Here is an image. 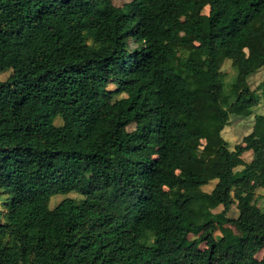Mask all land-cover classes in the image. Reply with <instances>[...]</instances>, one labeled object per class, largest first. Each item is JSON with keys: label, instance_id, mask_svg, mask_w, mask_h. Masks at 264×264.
I'll return each instance as SVG.
<instances>
[{"label": "trees", "instance_id": "16d2710c", "mask_svg": "<svg viewBox=\"0 0 264 264\" xmlns=\"http://www.w3.org/2000/svg\"><path fill=\"white\" fill-rule=\"evenodd\" d=\"M114 1L0 0V264H264V0Z\"/></svg>", "mask_w": 264, "mask_h": 264}, {"label": "rangeland", "instance_id": "374dc122", "mask_svg": "<svg viewBox=\"0 0 264 264\" xmlns=\"http://www.w3.org/2000/svg\"><path fill=\"white\" fill-rule=\"evenodd\" d=\"M132 0H115L114 4L117 7H122L124 4L131 2ZM181 55L186 59L190 53H191V49L189 47H184L181 49ZM234 74V70L232 69L231 66V61H227L225 63V66L223 68L222 71V78H224L226 81H229L232 76ZM11 75V73H6V74H1L0 75V82L6 81L9 76ZM263 77H264V71L263 70H259L257 71L255 74H253L250 79H249V85L251 87L252 90H256L260 84L263 81ZM112 87V86H111ZM259 96V106L250 110V111H244L242 112L240 115L238 116H232L231 117V121L229 126L225 129L223 136L225 138V140L229 143L230 149L233 150L235 148L236 145L240 144L243 140V138L245 136H247L248 134H250L253 131L254 128V124H255V118L257 116L260 115H264V96L262 95L261 92L258 93ZM58 124H60L59 122H57ZM132 128H130V130H132ZM245 160L250 161L251 159V155L247 154L245 156ZM216 181H213L212 183H210L208 186L204 187V191L206 192H211L212 189L215 187ZM259 195H261V197L264 195V191L260 192ZM69 197H77V195L72 194ZM64 199L63 196H59L56 197L52 200L51 202V208H54L57 206V204H59L62 200ZM260 204L264 207V198H262L260 200ZM204 207H207V205L205 203H203ZM236 209V207L234 206L232 208V213L234 212V210ZM223 210V208H219L218 210H215V213H219ZM230 215V214H229ZM235 229L232 226H224L223 228H221L217 235L219 236H225L231 232H234ZM154 240L151 237H147L146 239V243L150 244L152 243ZM264 258V252L262 251L259 255H258V259H263Z\"/></svg>", "mask_w": 264, "mask_h": 264}, {"label": "crops", "instance_id": "0c3cea01", "mask_svg": "<svg viewBox=\"0 0 264 264\" xmlns=\"http://www.w3.org/2000/svg\"><path fill=\"white\" fill-rule=\"evenodd\" d=\"M263 252H264V250H263Z\"/></svg>", "mask_w": 264, "mask_h": 264}]
</instances>
